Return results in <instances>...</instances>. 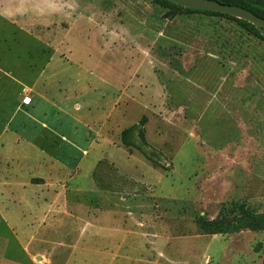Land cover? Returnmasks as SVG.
<instances>
[{"label":"rangeland","instance_id":"rangeland-1","mask_svg":"<svg viewBox=\"0 0 264 264\" xmlns=\"http://www.w3.org/2000/svg\"><path fill=\"white\" fill-rule=\"evenodd\" d=\"M37 2L31 12L35 3L25 2L27 26L63 36L74 27L76 37L85 25L99 27L84 50L93 73L116 90L138 63L149 91L147 110L139 96L121 100L108 121L115 148L93 174L119 203L121 217L132 215L148 237H164L155 246L147 241L134 264H264V231L210 235L196 224L200 217L232 218L242 208L264 212V41L232 19L184 11L170 17L171 7L152 0ZM74 41L83 48L81 39ZM113 90H104L101 103L109 104ZM142 117L144 149L155 164L121 143L119 131ZM58 239L66 244L70 236ZM66 255L60 248L54 263ZM76 260L97 264L98 258ZM2 261L24 264L22 257Z\"/></svg>","mask_w":264,"mask_h":264},{"label":"crops","instance_id":"crops-1","mask_svg":"<svg viewBox=\"0 0 264 264\" xmlns=\"http://www.w3.org/2000/svg\"><path fill=\"white\" fill-rule=\"evenodd\" d=\"M26 1L0 0V263L22 257L35 264L40 257L37 264H55L61 248L67 255L59 264H87L76 259L92 253L97 264H134L147 241L155 246L153 240L164 237H148L132 215L121 217L119 203L93 174L115 148L108 121L121 100L139 96V105L150 109L139 64L130 82L113 90L90 69L84 51L93 30L101 29L85 25L76 37L74 27L63 36L55 28L27 26ZM31 1L29 12L37 10V0ZM108 87L115 92L109 104L101 103ZM23 97H31L28 105ZM60 235L70 241H59Z\"/></svg>","mask_w":264,"mask_h":264},{"label":"trees","instance_id":"trees-1","mask_svg":"<svg viewBox=\"0 0 264 264\" xmlns=\"http://www.w3.org/2000/svg\"><path fill=\"white\" fill-rule=\"evenodd\" d=\"M152 1L164 7H171L172 10L170 11L171 13L169 14L170 17L179 15L184 11L189 13L213 15V16L224 17L227 19H232L238 22L240 25H242L246 30L250 31L253 35L261 38L264 41V37L256 30V28L252 24L244 20L210 11H199V10L183 8L181 6L172 4L165 0H152ZM215 1H218L222 4L237 5L243 7L264 20V0H215ZM146 122H147L146 117H142L138 121V123L122 130L120 139L122 145L128 149L129 153H131L132 149H136L139 152H141L146 159L153 162L152 153H147L146 150L144 149V148H148V144L144 137V132H145L144 127ZM100 164L101 162L98 164V166ZM153 164L155 163L153 162ZM196 224L201 231H203L205 234H210V235L233 234L241 231L259 232V231H264V212L258 213V212H254L249 208H242L239 215L234 216L232 218H228L222 215L212 220L208 218L200 217L197 219Z\"/></svg>","mask_w":264,"mask_h":264},{"label":"water","instance_id":"water-1","mask_svg":"<svg viewBox=\"0 0 264 264\" xmlns=\"http://www.w3.org/2000/svg\"><path fill=\"white\" fill-rule=\"evenodd\" d=\"M165 1L187 9L210 11L244 20L252 24L256 28V30L264 37V20L243 7L237 5L222 4L215 0H165Z\"/></svg>","mask_w":264,"mask_h":264},{"label":"built area","instance_id":"built-area-1","mask_svg":"<svg viewBox=\"0 0 264 264\" xmlns=\"http://www.w3.org/2000/svg\"><path fill=\"white\" fill-rule=\"evenodd\" d=\"M31 101V97H23L22 98V103L25 105H28Z\"/></svg>","mask_w":264,"mask_h":264}]
</instances>
